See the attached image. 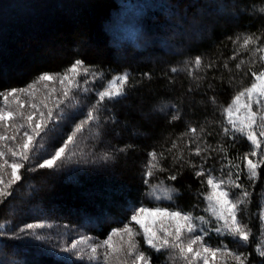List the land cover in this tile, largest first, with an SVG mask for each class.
Returning <instances> with one entry per match:
<instances>
[{
	"label": "trees",
	"instance_id": "trees-1",
	"mask_svg": "<svg viewBox=\"0 0 264 264\" xmlns=\"http://www.w3.org/2000/svg\"><path fill=\"white\" fill-rule=\"evenodd\" d=\"M260 8V0H0V91L25 87L41 73L62 72L78 57L107 79L124 71L133 78L127 99L110 103L103 113L99 137L86 131L87 138L74 149L77 155L71 161L54 169L22 170L23 179L0 202V224H4L0 232L5 233L0 235V264H105L102 256L96 261L77 260L62 248L80 236L90 237L92 242L106 239L113 228H122L129 221L132 212L128 209L133 205L160 204L210 219L200 195L208 190L206 183L201 184L204 177L197 178L193 169L173 164L168 154L163 162L166 170L145 185L144 166L150 151H165L173 140L187 157L183 140L178 138L191 125L202 127L207 144L226 147L229 158L244 168L242 159L236 157L250 153L252 146L239 134L235 141L223 135L222 109L253 82L249 67L254 71L264 68L258 57L240 47L245 35L261 36L260 43H264ZM190 27L195 29L193 39L186 37ZM234 53L236 59H229ZM198 55L205 64L215 61L216 67L201 68L196 74L205 79L190 92L196 82L188 76L186 65ZM253 59L257 62L251 63ZM241 60L245 63L237 71L235 65ZM225 62L231 71L223 68ZM173 67L180 71L172 73ZM88 95L94 97V93ZM213 96L216 103L211 102ZM40 98L38 93L37 101ZM164 105H175L182 118L171 121L172 109L160 111ZM81 109L76 115L74 108L65 110L66 118L60 122L62 138L55 140V147L84 118L87 108L81 105ZM122 148L126 151H119ZM106 152L112 159L102 158ZM212 155L209 164L219 176L221 163L226 161L221 160L222 153ZM191 159L200 162L199 157ZM5 171L8 175H0L7 182L10 169ZM171 174L177 175L175 181L168 180ZM161 181V187L176 190L172 200L152 198L151 185ZM241 182L252 193L242 214L243 222L252 229L249 242L234 243L231 236L214 232L208 233L205 242L212 247L226 245L246 254L250 264H261L264 257L256 249L264 237L259 220L264 208V169L255 184L246 171L241 173ZM29 223L46 225L35 230L43 240L19 233ZM131 226L139 230L138 225ZM113 239L119 242L118 237ZM135 240L151 256L152 264H185L170 258V249H151L142 234ZM108 264H116L115 259Z\"/></svg>",
	"mask_w": 264,
	"mask_h": 264
},
{
	"label": "snow or ice",
	"instance_id": "snow-or-ice-1",
	"mask_svg": "<svg viewBox=\"0 0 264 264\" xmlns=\"http://www.w3.org/2000/svg\"><path fill=\"white\" fill-rule=\"evenodd\" d=\"M260 3L259 14L264 15V0H260ZM239 39L241 38L237 37V40ZM242 39L240 47L249 50L253 57H258V62L264 63V43H260L261 36L251 34ZM233 43L235 44L236 40ZM229 59H236V53ZM256 62L257 59L251 61ZM244 63V60L237 63L236 70L240 71ZM215 67V61L205 64L199 55L187 62V74L196 82L189 91L198 89L199 82L205 79L204 76L196 74L201 68ZM223 68L231 71L227 62L223 64ZM170 71L177 73L180 70L173 67ZM248 72L251 73L253 82L237 92L228 106L222 109L223 135L235 141L239 134L252 146L250 153H245L242 158L236 157L242 159L244 168L229 158L226 147L207 144L202 127L191 125L178 138L183 140L187 157L177 140H173L165 151H150L144 166L145 185H149L157 173L166 170L163 162L168 158V154L172 156L173 164L179 165L181 169L185 166L193 169L197 178L204 177L201 184L206 183L208 190L200 195L204 198L205 211L211 219L168 206L161 207L159 204L154 207L133 205L128 209L132 212L129 221L123 223L122 228H113L106 239L92 242L90 237L80 236L64 246L62 252L77 260L87 258L89 261H96L102 256L105 264L113 259L116 264H129V259L130 264H152L151 256L140 250L135 240L136 236L142 234L144 243L151 249L156 252L170 249V258L184 261L185 264H197L199 261H202V264H250L248 256L243 252L229 249L226 245L212 247L205 242V237L211 231L218 235L231 236L234 243L244 244L249 242L252 235V229L243 222L242 216L245 211L243 206L247 204L252 193L241 182V173L246 171L248 180L255 184L264 169V68L254 71L249 67ZM144 76L148 77L149 73H144ZM132 80L127 71L107 79L98 68L86 64L83 58L78 57L62 72L41 73L25 87L0 91V126L3 128L0 133V173L8 175L5 169H10V179L7 182L3 175H0V202L11 195L13 185L23 179L22 170L59 168L77 155L74 149L87 138L84 136L86 131L98 138L103 113L108 110L110 103H120L122 99H127ZM41 85L42 87H39ZM208 86L213 87L211 82ZM38 93L41 98L37 101ZM89 93H94V97L89 96ZM22 97H27V101ZM93 98L95 102H92ZM210 99L212 103H216L215 96ZM85 101L88 103L85 104ZM12 105H16L15 110H12ZM81 105L87 108L86 113H83L84 118L74 125L71 133L63 139V143L55 147V140L62 138L59 136L62 130L60 122L66 118L65 110L74 108L76 112L73 115H76L82 112ZM254 105L256 110H253ZM25 108L30 110L25 113ZM167 109H172L169 113L171 121L182 118L180 109L175 105H164L160 111ZM93 128L96 129L95 132L92 131ZM185 137L187 139H184ZM119 151L124 152L126 149ZM213 153H222L221 160L226 161L221 163L219 176L213 174L216 169L209 164ZM7 156L12 158L11 161ZM193 156L199 157L200 162H194L191 159ZM102 158L107 161L112 159V154L106 152ZM33 161L37 163L33 164ZM176 179L175 174L168 176V180ZM162 185L163 181L151 185L152 198L156 201L172 200L176 192L174 188H164V195L156 194ZM234 189H239V193ZM211 220L215 221V226L209 228ZM259 220L262 224L261 235H264V208L259 213ZM132 224L138 225L139 230H135ZM45 226L43 223H29L20 228L19 233L28 232L34 235L37 241L43 240L44 237L36 234L35 230ZM3 228L4 224H0V229ZM0 235L5 233L0 232ZM114 237H118L119 242H114ZM82 246H86L87 250ZM256 251L260 257H264V242L258 243ZM261 264H264V261Z\"/></svg>",
	"mask_w": 264,
	"mask_h": 264
},
{
	"label": "rangeland",
	"instance_id": "rangeland-1",
	"mask_svg": "<svg viewBox=\"0 0 264 264\" xmlns=\"http://www.w3.org/2000/svg\"><path fill=\"white\" fill-rule=\"evenodd\" d=\"M173 8H174V6H173ZM203 10H205V9H200L199 10V12H202ZM206 11V10H205ZM212 12H215L214 10H212ZM211 12V13H212ZM200 27H202V26H200ZM200 27H198L197 29H202V28H200ZM204 28H206V27H203V29ZM188 29H190V34H188V35H186V37H188L189 39H193L192 37H194V35H195V32L193 31V29L194 28H192V27H190V28H188ZM202 29V30H203ZM195 30V29H194ZM180 31H182V30H180ZM117 75V74H116ZM22 99H24L25 101H27V97H22ZM12 107H15L16 108V105H12ZM253 110H256L255 109V105L253 106ZM26 113H27V111H26ZM257 131H258V129H257ZM262 140H264V138H262ZM253 159H256V158H253ZM163 189H164V187H161V188H159V189H157V192H156V194L157 195H164V191H163ZM157 205V204H156ZM156 205H154V206H156ZM160 205V204H159ZM154 206H152V207H154ZM161 207H164L163 205H160ZM211 219V218H210ZM146 222H147V220H146ZM215 226V221L214 220H211V222H210V224L208 225V227L209 228H211V227H214ZM212 232H214V231H211V232H209V233H212ZM214 233H216V232H214ZM217 234V233H216ZM264 236V235H263ZM262 236V237H263ZM260 242H264V237L261 239V241ZM202 262V261H201Z\"/></svg>",
	"mask_w": 264,
	"mask_h": 264
}]
</instances>
